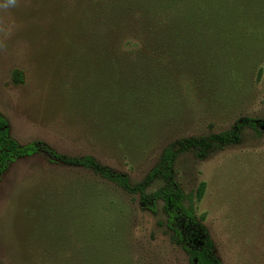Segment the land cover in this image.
<instances>
[{
    "label": "rangeland",
    "instance_id": "rangeland-1",
    "mask_svg": "<svg viewBox=\"0 0 264 264\" xmlns=\"http://www.w3.org/2000/svg\"><path fill=\"white\" fill-rule=\"evenodd\" d=\"M135 1L20 0L11 10L17 27L0 49V115L13 140L92 156L135 185L170 142L264 118V0H161L148 23L132 19L144 16ZM130 28H174L175 58L138 57ZM143 41L154 43L148 34ZM175 172L185 195L203 185L194 210L221 264H264V135L245 130L239 144L204 158L182 153ZM119 195L43 152L15 160L0 176V264H55L53 254L62 264L72 255L188 264L162 205L151 214Z\"/></svg>",
    "mask_w": 264,
    "mask_h": 264
},
{
    "label": "trees",
    "instance_id": "trees-1",
    "mask_svg": "<svg viewBox=\"0 0 264 264\" xmlns=\"http://www.w3.org/2000/svg\"><path fill=\"white\" fill-rule=\"evenodd\" d=\"M161 0H137L130 7L142 11L143 15L133 17L134 21L155 22V7ZM129 6V5H128ZM125 9V8H124ZM146 23V22H145ZM128 37L135 41L137 51L134 53L140 58L147 55L154 57L175 55L172 51L177 42L174 28L162 30L137 29L127 30ZM116 41L124 38L122 32H113ZM148 34L150 47L143 41L144 35ZM245 130H251L257 134L264 135V118L240 117L228 130L210 134L203 137L179 138L170 142L162 150L159 161L149 172L145 180L139 184H132L129 177L109 166L98 162L94 157L84 155L77 158L64 157L50 149L41 142H30L26 145H19L10 137L6 120L0 115V176L7 169L10 163L20 158L34 156L40 152L45 153L51 163H61L71 167L81 168L91 173L96 179L114 188L116 192L123 196H128L136 200L139 209L151 214L158 212V204H161L164 214V227L170 232L171 241L178 246L187 256L188 264H221L215 255V245L211 240L206 227L196 217L194 201H199L203 195V185L193 194L185 195L183 189L177 181L175 164L182 153L195 152L199 158L206 157L216 149L237 145L242 141ZM160 181L161 186L155 190H150L153 182ZM119 195V199L122 196ZM59 255H52L48 259H57L55 264H62L58 259ZM72 255L68 262L63 264H91V259H84L82 262L74 261Z\"/></svg>",
    "mask_w": 264,
    "mask_h": 264
},
{
    "label": "clouds",
    "instance_id": "clouds-1",
    "mask_svg": "<svg viewBox=\"0 0 264 264\" xmlns=\"http://www.w3.org/2000/svg\"><path fill=\"white\" fill-rule=\"evenodd\" d=\"M19 4L20 0H0V49L6 47L5 41L17 27L15 20L9 19L8 14Z\"/></svg>",
    "mask_w": 264,
    "mask_h": 264
}]
</instances>
